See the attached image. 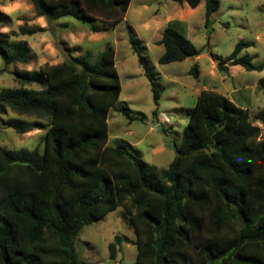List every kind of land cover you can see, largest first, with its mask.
I'll return each instance as SVG.
<instances>
[{
  "label": "trees",
  "instance_id": "1",
  "mask_svg": "<svg viewBox=\"0 0 264 264\" xmlns=\"http://www.w3.org/2000/svg\"><path fill=\"white\" fill-rule=\"evenodd\" d=\"M169 1L195 9L203 0ZM31 2L49 23L70 18L98 33L114 29L131 0ZM205 8L209 27L220 0H205ZM7 21L0 11V27ZM37 32L21 27L19 34ZM19 34L0 32L5 69L31 61L28 41L14 39ZM130 42L158 106L160 85L132 32ZM157 44L165 49L161 65L202 54L174 27H166ZM251 45L239 42L219 69L230 64L262 72L264 62L242 55ZM191 74L200 75L197 65ZM13 75L16 85L0 90V116L11 112L35 124L13 117L5 125L18 134H46L42 150L0 146V264H91L81 260L76 239L118 207L137 237L135 264H264V138L254 124L264 125V108L252 116L229 97L202 90L188 110L174 160L159 168L124 143L109 145V113L122 91L114 47ZM259 88L264 90V79ZM117 110L129 122L138 119L126 104ZM124 238L116 235L109 244L112 260Z\"/></svg>",
  "mask_w": 264,
  "mask_h": 264
},
{
  "label": "rangeland",
  "instance_id": "2",
  "mask_svg": "<svg viewBox=\"0 0 264 264\" xmlns=\"http://www.w3.org/2000/svg\"><path fill=\"white\" fill-rule=\"evenodd\" d=\"M187 9L191 8L169 0H131L114 29L95 33L89 26L70 18L49 23L37 16L31 0H0V11L8 16L7 23L0 27L1 33L19 34L21 27L38 30L32 35L19 34L14 37L28 41L31 48V61L28 64L18 63L5 69L0 59V90L16 85L14 71L31 72L42 65H56L71 56L80 57L87 52L96 56L112 46L116 51V68L122 91L118 103L109 113V145L124 143L144 161L167 168L177 154L176 144L181 142L186 129L188 110L195 107L199 91L205 85L207 89L223 93L233 102L236 101L238 106L251 109L252 116L264 108V90L259 88L264 70L248 72L230 64L226 71L218 67L219 61L230 56L241 41L252 43L243 50L242 55L254 57V63L264 61V0H220V8L209 27L206 26L203 0L202 7L189 19V39L204 56L198 62L189 58L183 62L161 65L158 60L165 49L153 41L161 37V30L166 27L163 17L171 10L173 15H180ZM155 18L162 23L157 25ZM98 19L100 22L103 20L102 16ZM61 24H68L69 28L61 27ZM130 32L136 39L138 52L160 85L162 95L158 106L154 102L150 81L139 64V55L130 42ZM212 59L214 66L211 68ZM194 65H198L200 70L197 78L191 74ZM222 78H225L224 83ZM252 86V99L239 97L233 100V97L239 96V93L233 95V92L240 88L246 89L245 96H251ZM124 104L138 118L136 121L129 122L117 110ZM156 109L158 114L155 116ZM13 117L35 124L33 118L19 117L11 112L0 116V146L7 149L38 147L42 150L46 129L18 134L5 125V121ZM254 124L261 127L264 138V125L259 121H254ZM116 235L128 239L124 238L116 260H112L109 244ZM136 240L124 208L118 207L101 220L85 226L76 239V249L84 263L135 264L138 253Z\"/></svg>",
  "mask_w": 264,
  "mask_h": 264
},
{
  "label": "crops",
  "instance_id": "3",
  "mask_svg": "<svg viewBox=\"0 0 264 264\" xmlns=\"http://www.w3.org/2000/svg\"><path fill=\"white\" fill-rule=\"evenodd\" d=\"M182 5H187L188 7H190L188 4H182ZM202 7V3L197 7V8H195V9H192L191 7V9H187L186 11H184V13H181L180 15H173V10H171L170 12H168L167 14H165L164 16L165 17H163V18H165V20H166V27H174L175 29H177L179 32H181L184 36H186L188 39H189V36H190V33H189V30H190V23H189V19L190 18H192L194 15H195V13H196V11L197 10H199L200 8ZM160 10H162V9H160ZM157 11V10H156ZM156 19V24L157 25H160L161 23H162V21H160V19H157V18H155ZM165 27V28H166ZM164 28V29H165ZM149 29V28H148ZM164 29L163 30H161V37H158V39L157 38H155V40L153 41V43H156L155 45H158L157 44V42L162 38V33H163V31H164ZM160 46V45H159ZM204 55H199V56H197V57H194V61L195 62H198L202 57H203ZM212 62H211V68L214 66V59H212L211 60ZM262 62H264V61H262ZM262 62H260V63H262ZM260 63H256V64H260ZM57 65V64H56ZM198 66V65H197ZM200 76V75H199ZM264 79V78H263ZM224 81H225V78H222V83H224ZM224 84L222 85V88L224 89ZM202 90H208L207 89V85H205L200 91H199V93L202 91ZM210 90V89H209ZM245 90L246 89H242V88H240V90H235V92H233V95L234 94H238L239 93V96H237V97H233V98H235V99H233L234 101L235 100H238L239 99V97H241V99H243V98H247V97H249L250 99H252V97H254L253 95H254V87L252 86V87H250V90H251V96H245L244 95V93H245ZM218 93H220V92H218ZM221 94H223V93H221ZM229 94V93H228ZM224 95V94H223ZM232 95V96H233ZM226 96V95H225ZM238 98V99H237ZM236 102V101H235ZM234 102V103H235ZM236 104V103H235ZM109 139H110V135H109Z\"/></svg>",
  "mask_w": 264,
  "mask_h": 264
}]
</instances>
